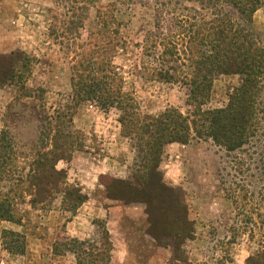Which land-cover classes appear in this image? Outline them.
I'll use <instances>...</instances> for the list:
<instances>
[{
  "label": "rangeland",
  "instance_id": "374dc122",
  "mask_svg": "<svg viewBox=\"0 0 264 264\" xmlns=\"http://www.w3.org/2000/svg\"><path fill=\"white\" fill-rule=\"evenodd\" d=\"M0 7V35L10 40L0 56H21L15 79L0 86V139L6 144L0 152L8 157L7 168L16 171L12 178L26 180L34 154L43 151L56 127L58 136H70L68 146L84 142L79 151L89 153L63 163V169L71 171L70 181H81L95 163L105 172L97 177L99 185L112 193L120 191L119 182L137 177L143 154L118 123L117 110L75 101L70 79L76 54L83 49L93 52L86 43L94 45L103 35L113 39L111 30H117L114 39L122 38V45L111 54L112 65L139 112L152 116L171 107L187 116L192 112L185 103L187 88L160 81L155 74L171 66L186 70L190 23L178 22L192 16L208 20L210 11L198 0H0ZM249 30L264 41V6ZM171 40L176 44V63L161 66L165 43ZM237 85L236 76L217 78L206 107L226 104ZM67 116L72 117L70 124ZM180 146L162 152L160 162L179 187L168 186L159 171L162 182L183 197L187 216L194 220L192 238L179 247V255L185 264H245L264 245V170L258 157L264 155L262 142L253 140L243 151L230 154L211 140L194 138L185 148ZM9 185L0 183L3 193ZM29 199L20 192L13 200L18 216L11 215L9 221L0 216V264H99L96 255L103 250L104 220L80 219L65 201L31 208ZM123 224L118 230L127 247L124 264H179L172 260L169 247L147 234V223L126 217ZM69 239L82 243L86 255L68 251ZM18 248H23L22 255Z\"/></svg>",
  "mask_w": 264,
  "mask_h": 264
},
{
  "label": "trees",
  "instance_id": "16d2710c",
  "mask_svg": "<svg viewBox=\"0 0 264 264\" xmlns=\"http://www.w3.org/2000/svg\"><path fill=\"white\" fill-rule=\"evenodd\" d=\"M198 3L210 11L208 20L192 16L178 22L190 23L185 47L188 54H184L186 70L171 66L165 71L159 69L155 74L160 81L187 88L185 103L192 109L187 116L171 107L152 116L139 112L133 100L123 92V79L112 65L111 54L122 45V38L114 39L119 33L114 29L111 30L113 39L99 36L96 44L85 45L88 48L92 46L93 52L83 49L76 54L70 79L77 103L92 101L103 111L115 109L120 113L118 123L128 137L135 139L138 152L143 154L137 177L133 181L119 182L121 189L114 193L105 187V193L110 199L127 204H143L147 234L157 244L164 243L163 246L169 247L172 260L179 264L187 262L179 255V247L192 238L194 231L183 197L162 182L159 165L163 147L173 143L185 146L196 138L211 140L229 154L243 151L253 140L261 141V148H264V41L249 30L253 15L264 6V0H198ZM165 44L168 49L164 53L165 58L159 59L161 66L167 63L174 65L176 44L172 40ZM20 59L21 56L15 53L0 56V86L15 79ZM221 76H236L238 85L227 96L226 104L207 108L213 82ZM71 118L67 116L69 124ZM52 131L54 133L41 148L43 151L34 154L25 181L12 178L16 171L7 168L8 157L0 152V183L10 184L6 193L0 189L2 220L9 221L11 215L18 216L13 200L20 192L29 195L31 208L52 202L59 195L61 205L64 201L69 202L76 211L86 200L78 187L66 184L65 171L55 168L59 161L69 162L72 152L81 150L83 144L76 148L68 146L70 136H58L61 132L56 127ZM5 145L0 139L1 150ZM258 157L260 169L264 170V155L259 154ZM24 182L27 184L22 188ZM101 236L103 250L96 258L99 264H109L112 245L107 230H103ZM82 246L73 239L65 244V248L76 256L86 255ZM18 252L22 255L23 248H18ZM245 264H264V245L262 251L248 257Z\"/></svg>",
  "mask_w": 264,
  "mask_h": 264
},
{
  "label": "crops",
  "instance_id": "0c3cea01",
  "mask_svg": "<svg viewBox=\"0 0 264 264\" xmlns=\"http://www.w3.org/2000/svg\"><path fill=\"white\" fill-rule=\"evenodd\" d=\"M260 10V9H259ZM257 10L254 15L259 11ZM1 11V7H0ZM253 15V17H254ZM253 20V18H252ZM10 44V40L3 34L0 35V54L6 53V48ZM121 136V135H120ZM179 147L178 144H169L163 147V153H168L169 151L173 150V147ZM181 148H185L184 146H180ZM84 142H83V147ZM87 149V148H86ZM88 150V149H87ZM89 151V150H88ZM93 153L95 151L90 150ZM89 153H85L79 150L73 151L70 158V163H73L76 159H83L85 156L87 157ZM64 161H59L56 164L57 170H64ZM90 167L85 168L87 170L84 171V176L82 177L81 181L72 180L70 181V172L69 170L65 169L66 174V184L73 185L78 187L81 190V193L86 197V200L76 209L75 216H82L80 219H101L104 220L106 230L109 234V239L112 245V251L110 254L109 264H124L125 262L128 263L127 260V247L123 241L119 240V230L121 224H123L124 219L127 217L130 220H139L141 222L147 223V217L145 214V207L143 204L140 203H125L121 200L110 199L107 194L105 193V189L97 182V177L103 175L105 172L99 171V166L95 163H90ZM87 171V172H86ZM159 171L163 174V179L167 183L168 186L179 187L176 183L173 182V178L170 175V172L166 171L163 167V163L159 165ZM86 175V176H85ZM84 179L86 181H84ZM178 184V183H177ZM101 189V191L99 190ZM62 198L57 197L53 200L54 204L61 205ZM36 213H40L41 211L37 210ZM55 214V211H52ZM57 215V213H56ZM36 216V215H35ZM134 217L133 219L131 217ZM75 218V217H74ZM188 220L194 223L193 219ZM69 223V222H68ZM72 223V222H70ZM68 224V227L70 226ZM136 225V224H135ZM138 225V224H137ZM136 225V226H137ZM124 226V224H123ZM123 228V227H122ZM134 230V227L131 228ZM135 259V257H134ZM133 259V261H134Z\"/></svg>",
  "mask_w": 264,
  "mask_h": 264
}]
</instances>
